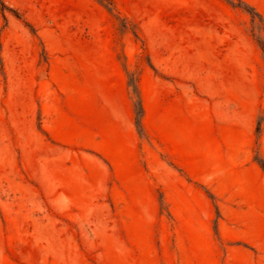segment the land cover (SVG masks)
I'll return each mask as SVG.
<instances>
[{
    "label": "rangeland",
    "instance_id": "374dc122",
    "mask_svg": "<svg viewBox=\"0 0 264 264\" xmlns=\"http://www.w3.org/2000/svg\"><path fill=\"white\" fill-rule=\"evenodd\" d=\"M0 2V264H264V0Z\"/></svg>",
    "mask_w": 264,
    "mask_h": 264
},
{
    "label": "crops",
    "instance_id": "0c3cea01",
    "mask_svg": "<svg viewBox=\"0 0 264 264\" xmlns=\"http://www.w3.org/2000/svg\"><path fill=\"white\" fill-rule=\"evenodd\" d=\"M180 100L181 98L179 95L173 98V102L176 103ZM175 140L176 138H173L172 142L174 143ZM165 147L167 148L166 150L169 153V156L180 164L181 156L177 153V150H173L172 148H170L172 146L168 142ZM243 158L244 157L241 156L240 158H235L231 161L233 165V171L231 173L234 183L233 187L234 189H238L245 186L250 187L253 190V194L249 199H253L258 205L264 206V171L256 163H248V160H245ZM184 167L185 169H187V172L191 179H198L199 175L193 167L191 168L187 165H184Z\"/></svg>",
    "mask_w": 264,
    "mask_h": 264
},
{
    "label": "trees",
    "instance_id": "16d2710c",
    "mask_svg": "<svg viewBox=\"0 0 264 264\" xmlns=\"http://www.w3.org/2000/svg\"><path fill=\"white\" fill-rule=\"evenodd\" d=\"M0 4L2 5L3 7V10L6 9L5 5L3 4V2H0Z\"/></svg>",
    "mask_w": 264,
    "mask_h": 264
}]
</instances>
